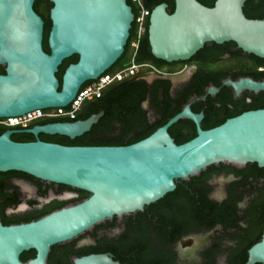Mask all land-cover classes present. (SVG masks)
Wrapping results in <instances>:
<instances>
[{"label": "water", "instance_id": "obj_1", "mask_svg": "<svg viewBox=\"0 0 264 264\" xmlns=\"http://www.w3.org/2000/svg\"><path fill=\"white\" fill-rule=\"evenodd\" d=\"M34 1L0 0V64L5 69L0 73V117L68 105L84 83L117 61L130 35L134 14L127 0H50L46 52L44 21L35 12ZM245 1L215 0L209 7L198 0H174L171 13L165 2L157 4L148 24L152 55L168 62L184 61L207 42L233 41L244 52L264 58V18H247L242 10ZM74 54L77 61L65 67L59 81V66ZM162 76L172 85L179 80L174 74ZM224 84L236 94L264 91V81L251 77L227 79ZM216 90L210 87L207 93ZM102 115L100 111L82 120L36 124L0 134V171H21L90 193L35 220L9 225L0 221V264H47L52 245L71 240L105 219L143 210L173 191L175 179L187 178L208 165L256 162L264 167V107L202 129V112H193L186 103L149 135L126 145H63L38 138L39 133L74 138ZM181 118L195 124L196 135L176 144L168 128ZM17 131L36 138L14 141L10 135ZM29 249L35 250V256L23 262L20 254ZM255 263L264 264V227L260 239L248 248L245 264ZM72 264L122 263L103 252L75 256Z\"/></svg>", "mask_w": 264, "mask_h": 264}, {"label": "trees", "instance_id": "obj_2", "mask_svg": "<svg viewBox=\"0 0 264 264\" xmlns=\"http://www.w3.org/2000/svg\"><path fill=\"white\" fill-rule=\"evenodd\" d=\"M150 11L159 3L167 4V12L174 9V0H142ZM206 6H213L215 0H198ZM134 16L136 8L131 0H127ZM50 0H35L33 8L44 21L43 49L49 52L47 34L51 25L49 9ZM247 18H264V0H246L242 7ZM148 24L134 54L137 63L148 62L170 75L179 71L184 65L195 63L198 66L196 75L185 82L172 87L171 81L162 75L147 81L138 75L127 77L109 85L100 97L85 101L74 118L53 117L38 119L27 128L36 124L55 121H75L86 119L94 113L103 111V115L91 128L83 134L70 138L60 134L39 133L38 138L63 145H126L140 140L157 127L164 124L171 116L179 112L186 103L206 94L208 83L221 85V74L225 68V60L220 63H208L198 60V57H209L213 52L225 51L231 53V47L237 54L230 57L228 62L229 77L236 80L239 77H251L264 81V58L244 52L233 41L217 44L207 42L188 60L165 61L152 55L148 41ZM134 33V21L130 35L122 55L107 69L114 71L129 62L133 50L130 41ZM76 54L64 59L56 72L61 81L65 67L76 62ZM238 72L236 75L231 73ZM4 65L0 64V73H4ZM88 82V81H87ZM86 84V83H85ZM221 95L225 99L230 96V87L222 85ZM252 103L245 108L219 116L213 124L201 125L207 129L222 123L226 118L237 115L245 110L264 107V91H250ZM215 111H206V115H214ZM7 129H25L20 127L0 126V134ZM169 134L176 144L185 142L196 135L195 124L188 118H181L168 128ZM14 141H33L35 136L29 132L17 131L10 135ZM227 173L233 175V180L227 184V195L220 201L209 198L212 185L208 179L213 174ZM21 175L36 182L39 186L44 183L57 186L56 191H68L72 197L56 204H48L43 208L26 210L19 213H7L6 207L14 206L19 195L16 187L11 184V177ZM176 187L160 199L147 204L143 210L105 219L89 230L84 231L71 240L51 246L47 256V264H72V258L90 253L109 252L113 259L122 264H245L248 248L257 242L264 227V167L256 162H247L237 166L228 162L208 165L198 173L187 178L175 179ZM13 191L10 192L9 190ZM90 195L89 192L64 184L42 181L21 171H0V221L4 225L16 224L35 220L55 209L68 204L82 201ZM116 226L120 232L112 237L102 235L97 231H110ZM90 233L96 244L76 246V241L84 234ZM152 233L159 238L160 244H152L149 239ZM192 233L208 234L207 243L197 252L194 260L183 261L178 258L172 244L181 236ZM35 256V250H25L20 259L25 262ZM263 264V263H255Z\"/></svg>", "mask_w": 264, "mask_h": 264}, {"label": "flooded vegetation", "instance_id": "obj_3", "mask_svg": "<svg viewBox=\"0 0 264 264\" xmlns=\"http://www.w3.org/2000/svg\"><path fill=\"white\" fill-rule=\"evenodd\" d=\"M232 52L229 53L227 50L225 51H215L209 57L203 58L201 56L198 57V60H205L208 63H220L221 61L225 60V68L221 74H225V77L221 79V85H213L212 83H208L205 86L206 94H203L200 97H197L191 103L194 108H196L195 113L202 112L203 117L200 122V126L213 124L219 116H228L230 113L236 112L240 109L246 107V105H250L252 103V99L250 98V90H242L239 94H236L233 88L228 85L224 84V80L230 79L229 77V67L228 62L232 54L236 55L237 50L234 47H231ZM198 71V66L195 63L184 65L179 71L171 73L170 75H176L179 79L171 88L175 87L176 85L185 82L191 76L196 75ZM238 72L234 71L231 73L233 76L236 75ZM155 74L153 71L150 70H142L139 71L137 74L138 77H142L147 81L153 80L155 77L149 78L148 75ZM167 74V73H165ZM160 75V74H158ZM164 75V74H163ZM134 76V75H133ZM183 77H186L182 79ZM240 78V77H239ZM125 79V78H124ZM182 79V80H181ZM232 80V79H231ZM237 80V79H236ZM115 83V82H114ZM113 84V83H112ZM172 84V82H171ZM222 85L228 86L230 88V96L225 95V99L221 95ZM210 87H215L217 90L213 94L207 93V90ZM189 103V102H188ZM190 104V103H189ZM191 108V106H190ZM192 110V109H191ZM206 111H215L214 115H206ZM196 129V127H195ZM232 174L227 173H218L213 174L209 179L208 183L212 185L211 191L208 193L209 198L220 201L221 199L225 198L227 195V184L233 180ZM11 184L12 186L16 187L18 190L19 195L17 196L18 201L14 203L12 207H6L5 211L9 214L11 213H19L24 212L26 210L31 209H41L45 205L48 204H56V202H60L62 200L69 199L73 196L72 193L68 191H61L57 192V186H51L49 183H44L39 186L36 182L27 179L21 175H14L11 177ZM10 192L13 190L10 189ZM89 230V229H88ZM120 230L114 226L110 231L108 230H101L97 231L98 237L102 235H107L109 237L114 236L115 234L119 233ZM204 234V235H203ZM150 243L152 244H160V240L154 233H152L151 238L149 239ZM206 241V242H205ZM202 242V243H201ZM201 243V245H200ZM207 243L205 233H192L187 234L179 237L173 244L172 248L177 254L178 258L182 255L181 250L184 248L186 253L189 254H196ZM87 244H96V242L91 237L90 233H86L82 235L77 241L76 246L80 247ZM199 244V247H197ZM201 246V247H200Z\"/></svg>", "mask_w": 264, "mask_h": 264}, {"label": "built area", "instance_id": "obj_4", "mask_svg": "<svg viewBox=\"0 0 264 264\" xmlns=\"http://www.w3.org/2000/svg\"><path fill=\"white\" fill-rule=\"evenodd\" d=\"M136 8L134 21V33L130 41L133 50L131 59L123 67L114 71H105L96 79L84 83L77 91L73 100L64 107L38 108L25 114L11 117H0V126L27 128L30 123L45 118L69 117L74 118L85 101L100 97L103 91L112 83L124 78L131 77L142 70H150L156 74L163 75V71L148 62L137 63L134 54L142 35L145 33L146 24L149 22L150 10L145 7L142 0H131Z\"/></svg>", "mask_w": 264, "mask_h": 264}, {"label": "rangeland", "instance_id": "obj_5", "mask_svg": "<svg viewBox=\"0 0 264 264\" xmlns=\"http://www.w3.org/2000/svg\"><path fill=\"white\" fill-rule=\"evenodd\" d=\"M204 235V234H203ZM205 236H206V240H208V234H205ZM206 242V241H205ZM202 243V242H201ZM201 243H200V245H201ZM197 247H199V244H198V246ZM201 247V246H200ZM181 252H182V255L180 256V258L183 260V261H188V260H194V258H196V254H189V253H186V251H185V249L183 248L182 250H181Z\"/></svg>", "mask_w": 264, "mask_h": 264}]
</instances>
